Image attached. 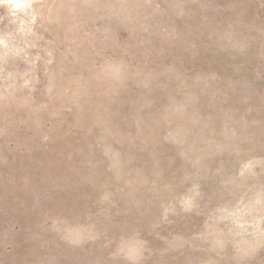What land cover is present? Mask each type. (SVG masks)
Wrapping results in <instances>:
<instances>
[{
  "label": "rangeland",
  "instance_id": "obj_1",
  "mask_svg": "<svg viewBox=\"0 0 264 264\" xmlns=\"http://www.w3.org/2000/svg\"><path fill=\"white\" fill-rule=\"evenodd\" d=\"M0 6V264H264V0Z\"/></svg>",
  "mask_w": 264,
  "mask_h": 264
},
{
  "label": "clouds",
  "instance_id": "obj_2",
  "mask_svg": "<svg viewBox=\"0 0 264 264\" xmlns=\"http://www.w3.org/2000/svg\"><path fill=\"white\" fill-rule=\"evenodd\" d=\"M0 6L7 8L13 16L20 13L27 15L33 8L31 0H0Z\"/></svg>",
  "mask_w": 264,
  "mask_h": 264
}]
</instances>
